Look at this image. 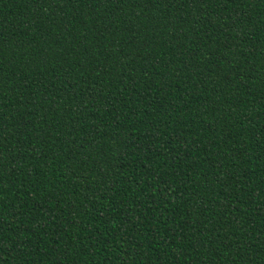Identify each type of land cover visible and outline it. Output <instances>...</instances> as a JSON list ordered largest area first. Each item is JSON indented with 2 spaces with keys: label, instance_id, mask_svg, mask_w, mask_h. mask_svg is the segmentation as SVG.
I'll use <instances>...</instances> for the list:
<instances>
[{
  "label": "trees",
  "instance_id": "16d2710c",
  "mask_svg": "<svg viewBox=\"0 0 264 264\" xmlns=\"http://www.w3.org/2000/svg\"><path fill=\"white\" fill-rule=\"evenodd\" d=\"M0 264H264V0H0Z\"/></svg>",
  "mask_w": 264,
  "mask_h": 264
}]
</instances>
